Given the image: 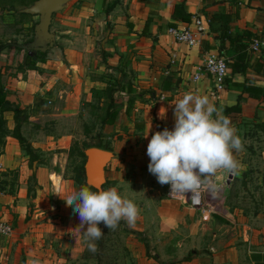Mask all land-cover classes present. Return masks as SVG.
<instances>
[{"label":"rangeland","instance_id":"obj_1","mask_svg":"<svg viewBox=\"0 0 264 264\" xmlns=\"http://www.w3.org/2000/svg\"><path fill=\"white\" fill-rule=\"evenodd\" d=\"M48 1L50 0H35L31 5L19 4L14 8L0 7V76L2 75V79L6 80V86L12 83L14 78H32L37 80L36 85L42 88L38 91L34 107L27 110L28 118L25 120L23 115L19 117L20 130L33 148L29 153L26 145H21L25 151L24 156H28L26 158V161L29 160L28 169L35 166L36 163H32V160L34 156H37L39 162L47 159L49 171L58 168L57 171L66 177L75 179L76 169L87 159L85 151L88 145L100 144L103 147H109L115 155L117 154V159L115 164L109 165L108 170L117 167L122 176L115 181L108 180V186L105 183L104 189L111 188V182H114L113 187L116 185L122 194L132 199L138 205L140 213L134 226L130 227L125 221L114 231L104 226L103 229L106 231L103 230L102 239L97 241L98 251L91 252L87 248L82 233L78 234L77 239L72 235L71 231H76L74 228L79 224V219L70 214L57 212L60 209H48L51 205L49 202H55V196H57L55 193L61 190L56 176L47 183L46 191L43 188L39 189L35 178L29 176L26 178L27 185L24 186L29 200L31 202L34 199L42 200L46 195L47 223L50 219H54L59 220L55 221L58 224H62L61 233L53 234L52 238L50 228L47 226V239L42 237L39 241L45 244L44 247H47L49 256L56 255L55 262L51 264L162 263V257L167 250L163 245L166 239L155 233V226L164 221L165 213L177 219L178 231L174 236L184 241L182 238H186L187 235L178 233L179 230H185L189 228V225L194 224L203 231L206 227L203 213L206 209L213 211L221 207V198L227 191L231 197L234 194L240 196L237 201L241 200L242 195L248 196L252 195V191L258 192V188L254 186L260 178L256 174V169L260 167L261 161H264V127L259 117L254 116L250 119L242 115L229 117L244 144L243 150L234 152V155L237 156L239 163L243 162L244 165L240 164L236 174H220L219 182L223 184V187L218 194L213 195L203 188L202 208L191 206L188 208L170 195L169 184L161 185L148 171L150 161L147 147L155 133L150 134L148 131L145 133L147 136H143L144 133H133L135 128L126 123L127 118H121L123 113L117 125L105 130L102 120L107 111L124 104L128 95H125L118 87L117 72L109 71V66L105 62L103 48L106 42L103 43V41L109 27H99L95 12L91 11L89 5L96 3L97 0H59L58 8L51 15L50 25H45L44 6ZM106 1L107 6L103 11L108 12V9L115 5L116 0ZM124 11L123 8L115 13L117 17H123ZM26 56L32 58L28 65H24ZM152 61L151 65L155 67L157 60ZM147 81L152 82L153 76H149ZM46 83L52 91L51 95H48L47 89L43 88ZM150 88L142 93L152 105L155 102L154 99L159 96L156 95L157 90H153L152 86ZM161 108L165 109V105L153 104L147 114L153 123L159 125L160 131L166 127V123L161 121ZM22 110L23 113L28 114L26 110ZM4 116L6 117V114ZM172 116L173 114L168 118ZM12 126L13 121L7 118L4 128L12 131ZM49 133L52 138L47 136ZM58 134L61 138L64 135L69 137L60 141L57 138ZM34 139L40 141L42 147L36 148L32 143ZM44 148L46 151L42 152ZM125 167L127 171L124 172L122 168ZM258 171L261 172L260 169ZM20 175L19 168H11L8 172H4L2 180L5 182H2L3 189L0 192L11 195L19 193ZM230 178L236 179L231 188L228 185ZM246 178L247 181H245ZM123 179L127 180L131 186L124 187ZM247 182L251 183L247 184ZM81 186L84 185L76 182L74 190H78ZM64 190L66 191L65 188ZM171 202H175L179 207L173 206ZM234 202L235 200L231 201V204L234 205ZM38 206L44 207L43 204L38 205V203L29 205L31 209L28 211L31 215H28V218L34 217L38 221L43 219L41 216H35V209ZM142 226H145L149 232L142 230ZM166 238L169 240L171 236L167 235ZM43 239L46 241L43 242ZM184 247L185 245L182 246ZM190 255L191 253L184 249L176 252L180 260L190 258Z\"/></svg>","mask_w":264,"mask_h":264},{"label":"crops","instance_id":"obj_2","mask_svg":"<svg viewBox=\"0 0 264 264\" xmlns=\"http://www.w3.org/2000/svg\"><path fill=\"white\" fill-rule=\"evenodd\" d=\"M106 2V0H97L96 3H92L93 5H89L91 11L95 12L99 27H109L103 41V43L106 42L103 48L105 62L109 66V71L117 72L118 87L128 96L124 104L117 106L121 110L119 109L115 123L105 125V130L110 126L117 125L123 113L121 118H127L126 123L135 128H133V133H144L143 136H146L145 133L148 131L150 134L155 133L158 131L159 125L153 123L147 114L153 104L157 103L159 106L165 105L163 110L167 109L166 118H161V121L166 123L167 128L172 129L175 123L174 103L187 92L207 95L217 108L222 109L224 115L227 107L238 102L241 91L236 84L243 81L244 75L236 74L232 82L233 85L224 84L222 88H219L214 76L206 72L203 73L201 70L207 54L211 51L218 52L221 46L218 33L211 32L209 29V17L214 12H233L239 8V18L231 23V27L240 32L249 29L259 35L258 37L264 38V0H116L115 5L113 4L108 12L103 11L107 6ZM179 3L185 4L191 18L201 15L206 21L208 31L201 37L198 45L190 46L178 42L169 32V28L173 27L172 22L175 23L174 27H183L192 20L191 18L189 21L173 19V10ZM123 8L124 16L117 17L115 12L121 11ZM147 22L148 26L144 31ZM210 46L215 47L207 49ZM225 51L224 49L223 52L225 53ZM225 54L226 57L229 56L227 53ZM153 59L157 60L155 67L151 65ZM149 76H153L155 82L147 81ZM248 76L252 77L254 74L249 73ZM258 78L260 79L259 84L264 87V77ZM36 82L38 81L32 78H14L13 82L5 88L6 99L18 103L22 109L29 111L34 107L39 89H42L36 85ZM151 86L153 90H157L156 95L160 97L155 98L152 105L151 101H147L142 93L148 88L151 89ZM48 87L47 83L43 86L47 89L48 95H51L52 91ZM243 96L242 112L232 113V115H242L247 119L255 116L259 117L260 121L264 120V95L259 99L248 93H244ZM162 98L166 100H161ZM65 110L67 111L66 108ZM5 114L6 118L13 121V129L15 125L14 112L6 111ZM171 114L173 116L168 118ZM52 129L53 127L51 131ZM47 136L52 138L50 133ZM60 136V134L57 135L60 141L69 137L62 135L61 138ZM4 140L5 143L0 145V173L8 172L11 168H19L21 189L15 195L0 192V224H6L11 228L9 234L0 231V264H51L55 262L56 255L49 256L47 247H44L45 244H41L39 240L42 237L47 239V226L50 228V237L52 238L53 234L61 233L62 224H58L55 221L59 220L54 219H50L47 223V196L45 195L42 200L34 199L31 202L24 189V186L27 185L26 178L33 176L38 188H43L46 191L47 183L53 176H56L60 182L62 194L73 191L76 181L57 171L58 168L49 171L47 159L44 162L35 161V166L28 169L29 160L26 161L28 156H24L25 151L19 140L12 135H7ZM32 143L36 148L42 147V143L36 139ZM51 150L53 151V148ZM109 150L112 151V149ZM43 151L46 149L44 148ZM116 156L117 154L114 153L106 167V186H108V180L121 179L122 173L117 170V167L108 170L110 164H115ZM241 163L243 164V162ZM259 169L261 172L258 171ZM122 170L127 171L126 167ZM256 174L260 176L254 186V188H258V192L252 191V195H242L241 200L237 201L240 196L234 194L231 197L227 191L221 198V207H217L213 211L206 209V212L203 213L206 223L203 231L198 225L191 223H189L191 225L188 224L189 228L179 230L178 233L187 235L186 238H182L184 241L178 240L174 236L178 231L177 219L165 213L164 221L155 226V233L166 239V241L163 240V245L167 250L162 257V263L156 264H264L263 160L260 167L256 169ZM235 180V178L229 179L230 188L234 185ZM122 182L126 188L131 186L125 179ZM249 183L247 182V184ZM114 184L111 182L112 187ZM176 200H180L188 208L191 206L184 198ZM233 200H235L234 205L231 204ZM31 203L44 205V207L38 206L35 209V216H41L43 218L41 221L34 217L28 218V215H31L28 211L31 209L29 208ZM49 203L51 205L48 209H60L57 212L70 214L77 220L79 219L72 207L67 206L58 195L55 196V202ZM172 204L178 206L175 202ZM142 230L148 231L145 226H142ZM167 235L171 236L169 240L166 238ZM183 245H185L184 248H182ZM194 246L196 248H193ZM181 249L189 251L191 257L180 260L176 256V252Z\"/></svg>","mask_w":264,"mask_h":264},{"label":"clouds","instance_id":"obj_3","mask_svg":"<svg viewBox=\"0 0 264 264\" xmlns=\"http://www.w3.org/2000/svg\"><path fill=\"white\" fill-rule=\"evenodd\" d=\"M208 64L213 72L223 71L214 59ZM174 106V127L156 131L148 143V171L161 185L171 186L170 195L188 197L191 192L195 203L202 187L213 195L219 193L221 173L236 174L240 164L234 152L242 151L244 144L230 118L207 95L187 92ZM162 108L160 116L166 118L167 109ZM55 194L78 214L80 222L72 235L77 239L82 233L91 252L98 251L97 241L104 235L101 223L113 231L122 220L131 227L140 213L138 205L117 187L94 191L81 186L67 194Z\"/></svg>","mask_w":264,"mask_h":264},{"label":"trees","instance_id":"obj_4","mask_svg":"<svg viewBox=\"0 0 264 264\" xmlns=\"http://www.w3.org/2000/svg\"><path fill=\"white\" fill-rule=\"evenodd\" d=\"M35 0H0V7L1 8H14L19 4L21 5H31ZM206 1V0H204ZM173 19L174 20H185L189 21L191 18V14L186 9L184 3L176 4L173 10ZM193 17V16H192ZM239 18V8H236L233 12L232 11H220L214 12L209 17V29L211 32H217L218 38L220 40L221 46L220 50L218 51L219 54L226 56L227 53V61H228V73L225 76L223 83L227 84L228 86L233 85V79L236 74L240 73L244 75V79L242 82H238L239 84L236 86L240 89L241 94L238 96V102L232 106H229L225 110V115L230 117L233 116L232 113H241L242 112V105L241 102L244 99L243 94L248 93L250 96L259 99L264 95V87L261 86L260 79L258 77H264V52L256 55L251 49V43L254 38L258 37L259 35L255 34L253 31L249 29H245L243 31H235L231 27V23L235 21V19ZM192 19V18H191ZM171 25H175L174 22ZM148 26V22L146 23L144 31H146V27ZM214 48L215 46L207 47V49ZM224 49L226 50L225 53L223 52ZM217 52V51H216ZM32 58L26 56L24 65H28L31 62ZM249 73L254 74V76H248ZM6 80L2 79V75L0 76V145L5 143L4 138L7 135H12L17 138L20 144L26 145V149L29 153L32 152V146L27 142V138L24 137L20 130V116H22L25 120L28 118L29 114L23 113L22 108L18 103L11 102L10 100L6 99ZM112 105V104H111ZM120 108H116L114 110H108L106 116L103 118L102 123L103 125H112L115 123V119L119 113ZM6 111H13L14 112V120L16 122L15 127L12 131H8L5 127L7 123V118L4 116ZM234 117V116H233ZM264 127V120L260 121ZM97 146L103 147L100 144L97 145H88L87 148ZM104 149H111L109 147H104ZM38 161V157L34 156L32 163ZM85 163L76 169L77 176L75 181L81 185L89 186L92 190H97L94 187L90 186L86 182V169ZM2 175L0 173V190L3 189L2 182ZM18 177V173L16 174ZM125 222L122 220L119 226H122ZM102 230L106 231L104 228V224L101 223L99 225ZM118 226V227H119ZM117 227V228H118Z\"/></svg>","mask_w":264,"mask_h":264},{"label":"built area","instance_id":"obj_5","mask_svg":"<svg viewBox=\"0 0 264 264\" xmlns=\"http://www.w3.org/2000/svg\"><path fill=\"white\" fill-rule=\"evenodd\" d=\"M206 21L203 19L201 15L193 16L190 23L183 27H170L169 32L174 36V38L181 43H186L190 46L198 45L200 43L201 37L207 33ZM251 49L255 53H262L264 52V38L256 37L253 39L251 43ZM209 59H214L217 64L223 66V71H216L213 72L209 69L208 61ZM202 72H206L214 76L217 81L218 87L222 88L224 86L223 80L228 73V61L227 57L224 55L219 54L216 51H211L207 54L205 58V62L202 65ZM188 197H178L173 196V198H184L187 202L194 208H202L204 204L203 200V187L199 191L197 195L196 202L193 203L191 199L192 193L189 192ZM0 231L4 234H9L11 232V228L6 224H0Z\"/></svg>","mask_w":264,"mask_h":264},{"label":"water","instance_id":"obj_6","mask_svg":"<svg viewBox=\"0 0 264 264\" xmlns=\"http://www.w3.org/2000/svg\"><path fill=\"white\" fill-rule=\"evenodd\" d=\"M59 6V0H50L44 6L46 10L45 25H50L51 15ZM85 169L87 183L95 189H104L106 167L113 158V151L97 146L87 148Z\"/></svg>","mask_w":264,"mask_h":264}]
</instances>
